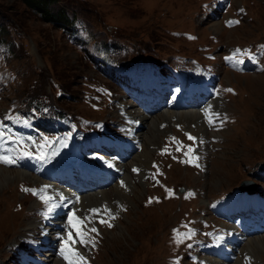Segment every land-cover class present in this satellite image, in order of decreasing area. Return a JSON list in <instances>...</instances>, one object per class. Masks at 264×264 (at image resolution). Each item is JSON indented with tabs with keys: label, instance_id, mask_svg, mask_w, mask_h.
Instances as JSON below:
<instances>
[{
	"label": "rangeland",
	"instance_id": "374dc122",
	"mask_svg": "<svg viewBox=\"0 0 264 264\" xmlns=\"http://www.w3.org/2000/svg\"><path fill=\"white\" fill-rule=\"evenodd\" d=\"M48 9L55 14L54 21L44 19L24 0H0V26L7 31L0 33V39L12 41L13 48L11 53H6L5 59L0 58V146L18 150L20 145L30 148L29 157L43 155L42 160L48 167L68 157L78 159L77 155L83 153V135L70 139L77 155L75 152L69 154L60 151L55 136L36 131L29 122L24 125L26 120L23 118L30 110L27 97L47 96L69 113L103 119L106 126L117 132L108 133L120 140L133 137L135 145L143 146L147 155L142 149L135 151L124 162V168L129 170L133 162L138 167L136 164L139 165L143 158L142 168L149 166L152 159L156 161L158 169L151 174L156 191L152 192L150 179H143L142 173L135 176L128 172L126 198L111 195L107 200L102 199L99 205L86 206L102 209L98 214H89L87 208H77L83 200L77 202L75 219L82 230L70 232L71 237L78 238L77 244L72 246L74 242L70 239L61 242L59 236L53 237V241L37 236L33 239L32 233L38 226L32 209L37 208L40 201L22 194L19 188L20 182L31 184V180L6 187L14 178L20 177V168L25 166L16 160L15 164L9 165L21 171L5 167L14 176L0 188V264H69L70 260L74 264L85 261L86 264H167L171 254L169 230L180 217L186 225L189 215L184 212L191 209L196 212L204 205L213 209L212 198L224 195L227 199L225 210L217 207L214 212L228 213L233 207L231 189L243 181L258 182L254 177L256 165L264 163V70L251 73L250 69L242 73L238 63L234 65L239 54L233 59L226 57L233 56L237 44H249L248 57L251 51L259 50V55L264 54V0H49ZM205 45L209 50L204 48ZM209 55L215 57L214 61ZM205 60L212 63V68L203 69ZM176 62H185L189 70ZM242 63L243 66L250 64ZM170 65L174 71L165 73L166 78L161 79L160 72L170 69ZM178 74V79H174L173 76ZM157 79V92L147 93L155 88ZM100 80L108 84L105 92L110 101L105 100L103 109L95 110L84 100L89 99L94 107H99L105 94L97 101L101 88L89 86L95 82L101 84ZM194 80L202 83L204 88L206 86L208 94L203 90L197 93V89L191 88L190 81ZM86 84L90 94L82 92ZM229 85L234 87L231 92L225 91ZM122 87L136 89L142 96L120 90ZM60 88L67 96L56 98ZM166 88L170 92L160 91ZM186 94L190 99L181 103L180 97L187 98ZM122 95L125 99H120ZM197 95L201 100L198 104L194 102L198 105L196 108H203L199 118L211 129L213 139L209 142H204L208 140L207 136L198 137L197 144L189 139L183 144L181 131L196 134L197 128L194 122L179 120L176 116L169 118V122H163L164 119L159 130L150 122L145 126L141 120L142 126L130 133L138 98H145L142 102L147 107L144 109L143 106V109L150 117H155L166 112L167 104L178 106V109H167L176 113L195 109L188 105ZM114 101L121 102L122 107L116 106ZM206 102L213 103L214 108H206L210 107ZM141 132L144 137L148 134L154 144L148 139L142 143ZM189 144L193 151L185 156L183 150ZM1 154L5 156L4 152ZM101 154L115 156L113 150L100 149L99 153L93 152V157L101 160ZM193 155L198 157L195 163L183 162ZM5 168L3 170H7ZM37 178L41 179L40 176ZM158 180L162 185H157ZM259 180L257 193L261 192L264 198V173L259 175ZM172 187L173 192L184 187L186 191L174 194ZM109 188L111 186L101 191ZM195 190L198 197L194 195ZM207 200L208 204L205 203ZM123 202L128 204L125 212L119 207ZM105 206L110 212L103 211ZM242 210L246 212L247 208ZM213 217L211 215L200 226L198 244L207 240L214 244L203 247L204 252L197 253L199 257L207 259L208 263L217 259L224 260L225 264H264V225L260 224L264 221V208H258L254 215H247L252 226L238 227L237 230L245 235L235 237V242L230 243L232 253L228 259L224 255L228 240L222 234H227L230 229V217H218L223 220L221 226L213 221ZM102 219L111 227L100 223ZM30 222L33 224L29 225ZM254 226L260 229L247 233ZM93 227L95 232L90 231ZM256 235L258 238L254 237ZM171 236L177 237V233L173 232ZM195 238L187 234L180 243L177 240L172 258H180L181 264H189L185 255L196 254ZM250 238L257 242L255 256L242 250ZM81 240L85 243H80ZM11 247L16 250L15 254H9ZM209 250L212 255L208 254ZM77 254L83 256L84 261H80ZM65 255L68 259L63 258Z\"/></svg>",
	"mask_w": 264,
	"mask_h": 264
},
{
	"label": "bare ground",
	"instance_id": "6f19581e",
	"mask_svg": "<svg viewBox=\"0 0 264 264\" xmlns=\"http://www.w3.org/2000/svg\"><path fill=\"white\" fill-rule=\"evenodd\" d=\"M215 99V98H214ZM213 100V99H212ZM219 103V102H218ZM216 105V104H215ZM214 106V105H213ZM131 108V107H130ZM214 108V107H213ZM212 108V109H213ZM218 108V107H217ZM155 115H157V114H155ZM154 115V116H155ZM173 116H176L179 120L180 119H185V120H190L191 122H194L196 125H197V122H198V113L196 112V111H194V110H191V111H188L187 110V112H184V110L182 111V112H174L173 110H168V111H166V112H163L162 114L160 113L159 114V116H155V117H153V115L151 116V117H149V118H143V121H144V124H145V126H146V124H148V122H150L151 123V126L152 127H156L157 128V130H159L160 129V127H158L159 125H160V123H162V121L163 122H169V118H170V120H171V117H173ZM190 117V118H189ZM202 117V116H201ZM174 119H176V118H174ZM178 120V121H179ZM178 121H177V123H178ZM128 122H129V120H128ZM175 124V123H174ZM148 126V125H147ZM131 128H132V126H131ZM165 129V128H164ZM135 130V129H134ZM154 130L156 131V129L154 128ZM140 131V130H139ZM148 131H151V130H148ZM157 132V131H156ZM155 132V133H156ZM136 133V132H135ZM163 133V132H162ZM147 134V133H146ZM152 134V133H151ZM144 135V134H143ZM142 135V132H141V134H140V136H141V139H142V143H145L144 142V140L145 141H147V139L149 140V141H151V144H154L153 142H154V140L147 134L145 137ZM156 139V138H155ZM157 140H159L158 138H157ZM140 141V140H139ZM138 145V144H137ZM149 145H150V143H149ZM145 148H147V147H145ZM142 150H143V146H142ZM149 151H150V149H149ZM152 152V151H151ZM142 153L143 154H146L147 155V151H142ZM141 153V154H142ZM138 154H140V153H138ZM135 155V157L137 158L139 155ZM144 156V155H143ZM134 158V157H133ZM145 158H146V156H145ZM144 158L143 159H141L140 160V164L139 165H144V164H142L143 162H144ZM146 163V162H145ZM126 164V163H125ZM133 164H135V162H133ZM5 168V167H4ZM3 168V166H0V188H1V186H2V184L3 183H5L8 179H12V177L14 176L13 175V173L10 171V170H8L7 168H5V169H7V170H3L4 169ZM9 168H11V167H9ZM133 168H136V169H138L139 170V168L138 167H136L135 165L133 166ZM12 169H18V168H11V170ZM18 171H21L20 169H18ZM140 173V171H138V173H136V175L137 174H139ZM13 175V176H12ZM141 176V175H140ZM22 178V179H21ZM33 178V176H30V175H28L27 173H25V172H23V171H21V175H20V177H17V178H14L13 180H12V182H10V183H8L7 184V186L6 187H8L10 184H14V183H18L19 181H22V180H26V179H32ZM138 178V177H137ZM10 179V180H11ZM140 180V179H139ZM5 186V185H4ZM3 186V187H4ZM131 186V185H130ZM138 186V185H137ZM104 190V189H103ZM128 192H129V190H127ZM127 191L126 190H124V189H121V188H118L117 186H112L111 188H109V189H107L106 191H98V192H94L93 194H88V195H85L84 197H83V202L81 203V207H82V209L83 208H85L86 206H90V205H94V204H97V205H99V203H100V201L103 199V201H104V199H109L108 197L109 196H115L116 198H121V199H124V198H126V196H128L127 195ZM136 191H138V190H136ZM134 193V192H133ZM134 196H135V194H134ZM135 198H136V196H135ZM131 200H133V201H135L134 200V198H132ZM61 200H59V202H60ZM35 203V202H34ZM33 202H32V204H34ZM79 203H80V201H79ZM105 203V202H104ZM31 204V205H32ZM108 205V204H107ZM107 207V206H106ZM110 207V206H109ZM74 208H75V206H74ZM78 208V207H77ZM80 209V208H79ZM88 209V208H87ZM86 210V209H85ZM89 210V209H88ZM102 210V209H101ZM79 212H81V211H79ZM87 212V211H86ZM89 214H91V213H89ZM95 216V215H94ZM93 218V217H92ZM31 224H33V222H30L29 223V225H31ZM30 230V229H29ZM264 236V235H263ZM262 236V237H263ZM115 237V236H114ZM254 237H256V238H258V235H256V236H254ZM30 238V237H29ZM32 238V237H31ZM57 238V237H56ZM112 238V237H111ZM59 239V238H58ZM50 240V239H49ZM77 240H78V238H77ZM264 240V239H263ZM33 241V240H32ZM52 241H53V238H52ZM258 242H260V241H258ZM52 243V242H51ZM58 243H59V241H58ZM72 244V246H73V243H71ZM58 245V244H57ZM70 245V244H69ZM18 246V245H17ZM59 246H61V244L59 245ZM19 247V246H18ZM31 247V246H30ZM263 247V246H262ZM262 247H258V248H262ZM58 248V247H57ZM244 249V251L246 250V251H249V252H251L253 255L255 254V250L257 249V242L254 240V239H248L245 243H244V245H243V248H242V250ZM81 250V249H80ZM258 250V249H257ZM231 251V250H230ZM245 251V252H246ZM261 251V250H260ZM232 253V252H231ZM56 254V253H55ZM55 254H53V255H55ZM245 255V254H244ZM32 256V255H31ZM255 256V255H254ZM56 258H57V256H56ZM55 258V259H56ZM64 258V257H63ZM62 258V259H63ZM256 258H258V257H256ZM33 259H35V258H33ZM50 259V258H49ZM55 259H54V261H55ZM58 260V259H57ZM56 260V261H57ZM236 260V259H235ZM38 261V260H37ZM60 261V260H59ZM39 262V261H38ZM45 263V262H44ZM53 264H59V263H57V262H53Z\"/></svg>",
	"mask_w": 264,
	"mask_h": 264
},
{
	"label": "snow or ice",
	"instance_id": "6c2138e0",
	"mask_svg": "<svg viewBox=\"0 0 264 264\" xmlns=\"http://www.w3.org/2000/svg\"><path fill=\"white\" fill-rule=\"evenodd\" d=\"M241 11H243V10H241ZM229 23H238V21H237V22H229ZM262 47H264V46H262ZM240 52H241L240 49H236L235 52L233 53V56H232V57H226V59H233V58H234L237 54H239ZM244 52L247 53V50H244ZM242 62H243V61H236V63H242ZM225 91H229V92H231L232 90H231V89H226ZM206 115H207V112H206ZM209 123H211V120H209ZM186 135H188V139H189V140H193V141H195V139H196L195 137H192L190 134H186ZM173 139H175V138H173ZM202 142H203V141H201V143H202ZM165 150H166V149H165ZM177 150L179 151L180 149L178 148ZM192 151H193V149H192L191 147H189V148H188V151L185 152V156H188L189 153H191ZM23 155H24V156H29L30 153H28V152H23ZM38 158H39V159H44L43 155H41V156L38 157ZM197 159H198V157H196V156L193 155V156H191L189 159H187V160H185V161H183V162H184V163H195ZM0 162H3V163H5V164H15V163H16V160H15V159H12L11 157H8V156L0 155ZM196 166L198 167L199 165L197 164ZM132 170H133L134 172L139 171V170L136 169V168H133ZM121 186H122V187L124 186V182H123V181H121ZM23 190H24V191H29V189H23ZM31 191H33V192L35 193V190H31ZM169 194L171 195V191H170V190H169ZM189 195H191V194H189ZM41 198H42V199H50L49 197H41ZM49 211H51V208H49ZM103 211H104V212H110V210L107 209L106 206L104 207ZM89 212H90V213H93V214H98V213L101 212V209H98V208H92V209H89ZM72 218H73V213H70V214H69V220L71 221ZM111 218H114V217H111ZM100 223H105V224L108 225V227H111V224L108 223L106 220H103V219H102V220H100ZM90 231L95 232L96 229L93 227V228L90 229ZM69 238H71V237H69ZM80 243H85V241H84V240H81ZM62 255H63V245H62ZM77 256H78V258H79L80 261H84V257H83V256H79V254H77ZM64 258H65V259H68V256L65 255ZM69 264H74V262L70 260V261H69ZM84 264H86V261L84 262Z\"/></svg>",
	"mask_w": 264,
	"mask_h": 264
},
{
	"label": "trees",
	"instance_id": "16d2710c",
	"mask_svg": "<svg viewBox=\"0 0 264 264\" xmlns=\"http://www.w3.org/2000/svg\"><path fill=\"white\" fill-rule=\"evenodd\" d=\"M24 2L29 3V5H31V7H33V9L38 10L42 15V17L44 19H47L48 21H54V16L55 14L51 13L50 9H48V4H49V0H24ZM63 10H61L60 12H62ZM59 12V13H60ZM63 16V14H61ZM60 15V16H61ZM6 29L2 26H0V33H6ZM3 42L6 43H11L12 41H7L5 39H0ZM8 45V44H7ZM9 49L12 50V45L9 46ZM61 97V96H60Z\"/></svg>",
	"mask_w": 264,
	"mask_h": 264
},
{
	"label": "water",
	"instance_id": "95a60500",
	"mask_svg": "<svg viewBox=\"0 0 264 264\" xmlns=\"http://www.w3.org/2000/svg\"><path fill=\"white\" fill-rule=\"evenodd\" d=\"M253 185V183H251V182H249V181H243L242 183H241V185H242V187H243V189H245V190H248L249 191V185ZM251 190V189H250Z\"/></svg>",
	"mask_w": 264,
	"mask_h": 264
}]
</instances>
